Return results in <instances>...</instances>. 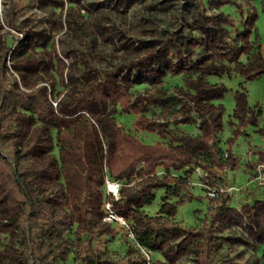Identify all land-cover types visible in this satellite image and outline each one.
<instances>
[{
	"label": "rangeland",
	"instance_id": "1",
	"mask_svg": "<svg viewBox=\"0 0 264 264\" xmlns=\"http://www.w3.org/2000/svg\"><path fill=\"white\" fill-rule=\"evenodd\" d=\"M3 53L9 84L42 90L49 117L15 107L0 149L16 144L19 166L35 170L28 186L75 217L49 230L48 264H84L85 224L109 259L140 254L105 220L108 203L138 242L147 224L175 228L150 240L149 264H264V0H0ZM118 132L211 170L159 167L116 180L111 196ZM211 139L227 167L214 164ZM166 176L179 184L162 186ZM15 234L1 232V248Z\"/></svg>",
	"mask_w": 264,
	"mask_h": 264
},
{
	"label": "trees",
	"instance_id": "2",
	"mask_svg": "<svg viewBox=\"0 0 264 264\" xmlns=\"http://www.w3.org/2000/svg\"><path fill=\"white\" fill-rule=\"evenodd\" d=\"M6 54L0 56V142L3 134L12 122L10 115L15 107L22 109L33 108L36 114L46 120L49 117L47 103L41 97L42 90L36 92H20L16 90L5 77ZM95 91V89H94ZM129 107V104H127ZM125 112H128L125 109ZM138 121V120H137ZM117 148L113 160L108 164V175L113 180L129 179L137 174L141 177H153L157 168L169 169L190 162L210 171L211 168L200 160H188L183 154L156 143L144 145L136 136L118 132ZM214 140L207 142V149L214 159V164L222 168L228 164L222 162ZM22 157L16 144L10 145L9 152L0 149V201L4 203L3 228L0 233L7 231L15 234V239L5 248H1L0 264H48L56 257V247L48 239L49 230L59 233L68 231L75 217L65 210L53 211L45 207L44 199L33 191L26 181L34 174V169L22 168L18 161ZM179 181L176 177L166 176L162 186ZM211 199V198H210ZM174 227H149L140 232L139 243L147 248L150 240L155 239L163 231H174ZM84 240L81 244L78 259L84 264H147L141 255H126L119 260L109 259L103 251V244L93 240L98 238L88 224H85ZM148 249V248H147Z\"/></svg>",
	"mask_w": 264,
	"mask_h": 264
},
{
	"label": "built area",
	"instance_id": "3",
	"mask_svg": "<svg viewBox=\"0 0 264 264\" xmlns=\"http://www.w3.org/2000/svg\"><path fill=\"white\" fill-rule=\"evenodd\" d=\"M258 170H264V165L263 164H259L257 166ZM259 177H262V173H259ZM262 179V178H261ZM119 187L120 184L118 183V181L116 180H110L107 181L106 183V188H107V192L109 195L111 196H116L119 192ZM208 196H212L215 197L216 194L213 192H208ZM106 209L108 210V212H106L105 215V220L107 221H116L118 222L120 225H123L127 228V235L130 237V239L135 243V245L140 249V254L146 259L147 264L150 263V250L145 248L144 246H142L141 244H139V242L136 240L134 233L129 229V226L126 224L125 220L123 219V217H119L117 216L115 213L111 212L110 209V204H106Z\"/></svg>",
	"mask_w": 264,
	"mask_h": 264
},
{
	"label": "crops",
	"instance_id": "4",
	"mask_svg": "<svg viewBox=\"0 0 264 264\" xmlns=\"http://www.w3.org/2000/svg\"><path fill=\"white\" fill-rule=\"evenodd\" d=\"M260 144H262V148H260V151L262 152L260 155L262 156V158L264 157V150H262V149H264V139H262V141L260 142ZM252 159H257V156L255 155V156H253L252 157Z\"/></svg>",
	"mask_w": 264,
	"mask_h": 264
}]
</instances>
